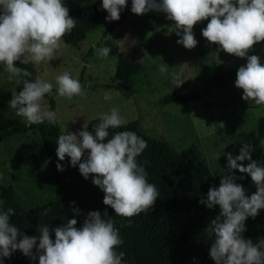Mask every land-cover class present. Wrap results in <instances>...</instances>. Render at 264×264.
I'll return each mask as SVG.
<instances>
[{"label":"clouds","instance_id":"obj_1","mask_svg":"<svg viewBox=\"0 0 264 264\" xmlns=\"http://www.w3.org/2000/svg\"><path fill=\"white\" fill-rule=\"evenodd\" d=\"M125 4L126 0H100L101 9L107 13L105 20H118ZM130 11L137 16L150 11L163 13L174 25L179 37L176 43L189 50L197 44L193 25L207 20L201 36L216 44L218 50L246 60L237 69L234 81V87L242 90L241 100L264 106V62L258 55L248 54L254 44L264 41V0H131ZM75 26L65 0H0V68L9 73V79L22 84L8 106L30 125L56 122V112L45 104L53 84L39 77L21 79L31 74L16 62L52 60L63 35ZM110 51L107 46L97 48L102 58H107ZM168 69L164 63L158 66L161 74ZM169 75L175 87L184 81L177 73ZM55 85L59 97L83 95L79 80L67 71L55 77ZM99 120L92 131L87 130V124H82L77 133H66L65 128L61 131L56 139L57 171H63L60 162L68 157L69 166L77 167L84 180L92 175L91 183L103 193L102 204L116 216L131 218L147 212L157 200L158 190L148 182L143 165L137 161L146 141L131 130L114 131L110 136L109 129L126 123L117 108L101 113ZM251 149L250 144L241 143L236 155L224 153L226 171L218 186H209L198 200L209 210L219 209L205 227L212 237L208 257L214 264H264V238L253 243L242 235L245 221L264 210V165L252 159ZM220 156L213 154L216 160ZM234 171L240 175L237 177ZM245 176L255 187L248 195L236 182ZM3 205L0 200V264L17 250L36 264H123L124 253L117 251L123 240L107 210L103 214L89 211L77 226L80 210L72 208V218L65 223L51 230L41 224L38 235H26L10 222L15 210Z\"/></svg>","mask_w":264,"mask_h":264},{"label":"rangeland","instance_id":"obj_2","mask_svg":"<svg viewBox=\"0 0 264 264\" xmlns=\"http://www.w3.org/2000/svg\"><path fill=\"white\" fill-rule=\"evenodd\" d=\"M95 1L65 0V6L70 12ZM130 7L131 0H126L118 20L106 21L76 47L63 42L54 51L52 60L34 63L36 78L53 84L52 92L45 96V104L48 110L56 112L60 134L64 128L66 133H77L82 124L117 108L124 121L139 120L149 136L167 142L178 152L191 144L197 145L213 176L225 173L224 153L236 155L241 143L252 146L259 141L264 148V106L241 100L235 87L217 89L208 85V76L215 68L238 69L246 60L218 50L216 44L201 36L207 20L193 25L197 44L189 50L176 43L179 37L174 25L163 13L150 11L137 16ZM121 14L124 20L119 24ZM105 43L116 44L120 53L140 63L146 70L148 83L134 93L113 89L117 82L116 57L102 58L97 54V48ZM248 54L258 55L264 62V41L254 44ZM161 63L169 67L167 73L158 71ZM65 71L79 80L83 95L68 99L56 94L55 77ZM173 72L184 80L179 87L171 82L169 73ZM8 76L0 68V103L5 105L0 108V130L28 125L8 106L12 94L21 90L16 79ZM177 91L197 93L201 98L160 104L163 96ZM50 100L54 109L50 108ZM214 153L221 154L218 160L213 158ZM0 186L13 187L23 209L52 200L55 185L35 134L0 144Z\"/></svg>","mask_w":264,"mask_h":264},{"label":"trees","instance_id":"obj_3","mask_svg":"<svg viewBox=\"0 0 264 264\" xmlns=\"http://www.w3.org/2000/svg\"><path fill=\"white\" fill-rule=\"evenodd\" d=\"M69 16L76 20V26L63 35L65 44L78 46L86 39L91 31L102 27L105 23L106 12L101 9L100 0L93 4L73 9ZM121 14L119 24L123 22ZM111 49L108 57H116V84L113 89L134 93L142 84L148 83L145 68L131 56L119 52L114 43L104 44ZM17 66L26 69L31 75L21 79H36L34 63ZM237 69L215 68L208 76V85L222 89L234 87ZM22 88V84H20ZM237 89V88H236ZM241 98L242 90L237 89ZM200 94L182 93L177 91L161 98L160 104L186 103L199 101ZM50 108L54 109V102L50 100ZM5 106L0 103V108ZM100 122L99 117L88 122L87 130L92 131ZM134 131L146 141V148L137 157L147 173L148 182L154 184L158 190L157 200L151 209L131 218L116 216L110 208L102 204L103 193L91 183L92 175L84 180L78 173V168L69 166L68 157L60 162L63 171H57L58 162L55 155L56 139L60 135L57 122L49 123L45 120L40 124L13 125L0 130V144L13 139L24 137L28 133L35 134L42 147L54 186V197L43 204L27 209L22 208V201L15 189L11 186H0V200L4 201V208L15 210L10 222L26 235H38L39 225L47 224L49 229L65 223L72 218V208H78L80 215L76 217L77 226L83 221L89 211H99L101 214L107 210L112 216L114 226L119 230L123 244L117 251H123V264H214L208 257V247L212 242L205 231L211 219L219 213L218 207L209 210L198 204V200L206 195L209 186H218L219 178L223 175L213 176L202 151L197 145L191 144L178 152L165 141L149 136L139 120L127 121L114 131ZM252 159L264 165V148L256 141L252 144ZM246 163V162H245ZM237 177L240 175L234 171ZM246 189V195L255 191L250 178L237 180ZM75 202L71 204V202ZM47 209V214H44ZM246 231L242 235L256 243L264 238V210L255 218L245 221ZM50 238L54 239L51 235ZM35 251V249H33ZM3 264H36L29 261L18 250Z\"/></svg>","mask_w":264,"mask_h":264}]
</instances>
